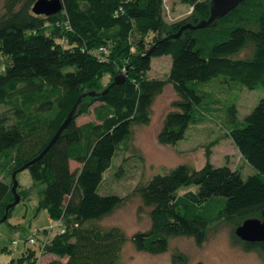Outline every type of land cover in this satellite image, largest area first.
Masks as SVG:
<instances>
[{
    "label": "trees",
    "instance_id": "trees-1",
    "mask_svg": "<svg viewBox=\"0 0 264 264\" xmlns=\"http://www.w3.org/2000/svg\"><path fill=\"white\" fill-rule=\"evenodd\" d=\"M37 1L0 0V65L5 67L0 104L6 108L0 113V219L15 199L14 171L45 150L87 88H96L106 75L111 81L83 99L57 141L28 167L34 181L45 185L39 207L65 232L41 243L42 257L51 260L40 262L42 257L34 258L30 251L19 259L21 264L118 262L126 234L97 222L124 198L99 190L113 158L128 146L134 125L150 123L154 100L168 82L177 97L165 113L158 142L175 145L191 129L220 116L228 137L256 173L244 177L229 165H214L210 151L219 142L214 140L202 168L179 164L155 174L135 189L151 208V227L132 235L134 246L161 254L178 236L202 245L209 225L229 220L236 242L264 261V241H244L236 234L246 219L262 218L264 211V98L243 120L237 105L243 88L264 86V0H244L212 25L186 29L168 40L184 24L209 18L211 0H179L193 14L170 25L162 17L164 0H62L63 11L48 17L33 12ZM102 46L108 48L106 60L93 53ZM245 50L248 54L241 55ZM166 55L172 57L168 81L149 78L153 58ZM119 74L125 80L111 85ZM219 91L222 100L213 96ZM89 111L94 120L79 124L78 117ZM73 162L81 166L73 170ZM193 185L196 192L180 193ZM29 189L19 184L21 200L30 196ZM172 261L187 264L189 259L178 252Z\"/></svg>",
    "mask_w": 264,
    "mask_h": 264
},
{
    "label": "rangeland",
    "instance_id": "rangeland-1",
    "mask_svg": "<svg viewBox=\"0 0 264 264\" xmlns=\"http://www.w3.org/2000/svg\"><path fill=\"white\" fill-rule=\"evenodd\" d=\"M163 5L165 7L162 10V17L167 25L181 22L193 14V8L179 0H164ZM152 36L150 35L151 39ZM247 54L248 51L245 50L241 55ZM4 60H7L5 55ZM152 64L148 77L168 81L172 57L169 55L155 57ZM110 81V76L106 75L98 81L96 88H87L84 93L102 91ZM215 81L220 88L219 80ZM207 89L213 90L212 87ZM239 92L238 116L243 120L264 98V86L255 89L243 88ZM214 94L215 99L224 98L220 91ZM176 97L177 92L173 84L168 82L163 93L154 100L150 123L134 125L133 136L128 146L116 154L112 166L104 174L100 194H116L124 198V202L118 208L97 222L103 227H119L127 236L116 264H174L172 256L178 252L188 257L187 264H264L257 251H247L236 242L233 237L235 225L229 220H220L209 225L208 238L202 245H198L193 237L178 236L171 238L169 250L161 254L139 251L134 246L132 235L139 231H147L151 227L149 215L151 208L143 203L135 189L139 184L149 181L155 174L166 173L179 164H186L195 169L202 168L209 158V144L214 140H219L210 151V159L214 165H229L241 170L244 177L256 173L254 167L245 160L228 137L220 116L216 120H209L191 129L188 137L175 145L160 144L157 139L158 133L165 113ZM219 106L221 104H218ZM5 109V105L0 104V113ZM91 120H94V114L89 111L78 117L77 122L83 124ZM71 166L75 170L81 165L73 162ZM18 180L21 188L31 187L27 194L30 196L23 197L12 208L8 220L0 223V264H21L19 259L27 256L30 251L34 252V258L42 257L41 243L46 242L48 238L51 239L60 229L58 221L52 219L47 210L39 207V191L45 185L36 183L28 169L18 174ZM196 190L198 187L193 185L180 190V193ZM30 238H34L36 244H31ZM52 258L50 255H44L40 262Z\"/></svg>",
    "mask_w": 264,
    "mask_h": 264
},
{
    "label": "water",
    "instance_id": "water-1",
    "mask_svg": "<svg viewBox=\"0 0 264 264\" xmlns=\"http://www.w3.org/2000/svg\"><path fill=\"white\" fill-rule=\"evenodd\" d=\"M242 1L244 0H211L210 2V16L207 19L200 20L197 24L194 23H186L184 24L179 32L175 34L169 35L166 40L169 38H179L181 34L186 29H201L206 28L210 25H212L217 19L224 17L227 15L230 11L235 9ZM64 9V4L62 0H38L34 6H33V12L37 15H43V16H52L54 14H57ZM126 78L125 74H119L115 76L114 83L120 84L122 83ZM109 90V87L106 88L102 93H105ZM98 93L95 91L83 93L79 100L76 102V104L73 106V109L69 113L67 119L64 121V123L59 128L57 134L54 136L50 144L45 148V150L35 159L28 162L24 166L18 168L13 173V187L12 191L14 193V201L10 203L6 208L5 215L0 219V223H3L8 220L9 218V212L10 210L17 205L21 201V195L18 192L19 187V180H18V174L30 166V164L36 162L38 159L42 158L43 155L52 147V145L57 141L61 133L64 131V129L69 125V123L75 118L77 110L79 105L82 103L83 99L88 96H95ZM236 234L238 237H240L244 241L249 242H263L264 241V211H263V217L262 218H249L246 219L237 229Z\"/></svg>",
    "mask_w": 264,
    "mask_h": 264
},
{
    "label": "built area",
    "instance_id": "built-area-1",
    "mask_svg": "<svg viewBox=\"0 0 264 264\" xmlns=\"http://www.w3.org/2000/svg\"><path fill=\"white\" fill-rule=\"evenodd\" d=\"M93 53L97 54L98 57H100V59L102 58V60H106V57H105L106 55L105 54L108 53V48L105 47V46H102L99 49L94 50ZM0 70L1 71L5 70V67L0 65ZM58 224L60 225V227H59L60 229H59V231H57V233H64L65 232V227L61 224V222H58ZM29 242L30 243H35V239L34 238H30Z\"/></svg>",
    "mask_w": 264,
    "mask_h": 264
}]
</instances>
